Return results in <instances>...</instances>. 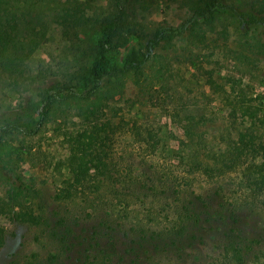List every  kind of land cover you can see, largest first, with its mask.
<instances>
[{"label": "rangeland", "instance_id": "rangeland-1", "mask_svg": "<svg viewBox=\"0 0 264 264\" xmlns=\"http://www.w3.org/2000/svg\"><path fill=\"white\" fill-rule=\"evenodd\" d=\"M198 1L30 9L20 36H46L12 72L0 67V127H19L0 132V264H238L235 247L241 263L264 264V194L249 188L256 159L242 138H264V26L241 16L264 15V0H218L211 21ZM119 8L109 57L146 59L141 72L106 77L95 98L57 102L40 122L49 92L92 89V48ZM9 42L1 30L0 60ZM240 102L253 119L232 111ZM90 121L113 126L107 174L57 200L72 177L67 136Z\"/></svg>", "mask_w": 264, "mask_h": 264}, {"label": "trees", "instance_id": "trees-1", "mask_svg": "<svg viewBox=\"0 0 264 264\" xmlns=\"http://www.w3.org/2000/svg\"><path fill=\"white\" fill-rule=\"evenodd\" d=\"M43 0H15L13 5L11 0H0V31L6 33V39L10 42L5 45L9 56H5L0 60V67L6 72H12L15 67H18L19 59L29 58L34 51L38 48L42 39L46 36V32L40 31L36 33L37 29L32 28V32L35 35H21L23 29L22 25L27 15L32 16L31 8L36 6H43ZM218 0H200L193 4V8L200 16H205L208 21L214 19V9ZM14 9V10H13ZM126 13L125 10L119 8L117 13L113 17H107L104 20V26L102 28L101 37L97 40L92 48V56L90 57V66L87 69V75L89 81L94 85L92 89L85 94H77L75 91L65 89L62 92H49L45 98L44 106L41 111L40 122L44 118L53 105L57 102H65L72 98H81L86 101L95 98L98 94V90L101 85V81L106 77H118L119 75H125L133 71L135 74L141 72L142 66L146 59L139 60L132 57H126L122 67H119L116 63H113L109 57V50L111 49L113 42L117 36L122 32ZM243 21L247 25L261 24L264 26V15L259 14L256 17L246 18L241 15ZM25 18V19H24ZM36 18L43 20L40 16L36 15ZM22 34V33H21ZM159 34V33H158ZM16 38L15 40H12ZM12 40V41H11ZM10 57L16 58V62L10 61ZM14 68V69H13ZM92 109L90 112H95ZM232 111L236 114L238 111L243 117L247 119H253L256 115V111H253L250 106L243 104L242 102L236 104ZM90 127H85L82 131L76 135L67 136V140L70 144V171L72 177L68 180L66 186L57 192V200H67L72 198L76 193L91 191L93 187L98 190L101 186L98 179L100 176H106L108 169V146L107 142L110 139V128H113L110 124H99L89 122ZM11 128H19L17 125L9 124L0 127L1 133H8ZM254 133L242 134V138L245 142L250 144V155L255 157L254 163L249 168L251 171L249 176V188L252 190H259L264 194V138L260 137L257 140V135ZM242 139V140H243ZM244 142V140H243ZM259 160V161H258ZM94 172V176L91 174ZM96 180V181H95ZM16 218L18 220H25V214L17 213ZM229 244L233 245L231 241ZM233 250L232 260L237 261L238 264L244 261L243 254L238 247Z\"/></svg>", "mask_w": 264, "mask_h": 264}]
</instances>
